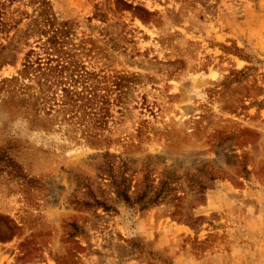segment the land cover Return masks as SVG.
<instances>
[{"label":"rangeland","instance_id":"1","mask_svg":"<svg viewBox=\"0 0 264 264\" xmlns=\"http://www.w3.org/2000/svg\"><path fill=\"white\" fill-rule=\"evenodd\" d=\"M0 264H264V0H0Z\"/></svg>","mask_w":264,"mask_h":264},{"label":"trees","instance_id":"2","mask_svg":"<svg viewBox=\"0 0 264 264\" xmlns=\"http://www.w3.org/2000/svg\"><path fill=\"white\" fill-rule=\"evenodd\" d=\"M26 61H27V65H25V70H24V72L26 74H28L29 71H32L33 73L38 72L40 75L45 76V74H46V72H44L45 70H47L49 73H52L53 71H56L57 70V72L59 73L60 69H62V67H60L59 65H56L55 67L45 69L42 72V69H40L39 66H37L36 68H33L32 67L33 64H30V62L28 60H26ZM121 197L123 198V200H125V202H127V203L129 202V198H128V196H127L126 193H123L121 195Z\"/></svg>","mask_w":264,"mask_h":264}]
</instances>
